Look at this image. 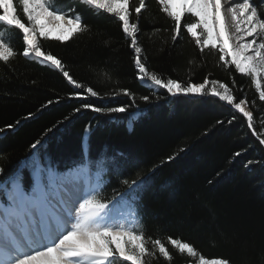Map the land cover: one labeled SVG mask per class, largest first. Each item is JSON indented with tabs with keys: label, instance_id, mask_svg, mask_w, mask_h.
I'll return each mask as SVG.
<instances>
[{
	"label": "trees",
	"instance_id": "1",
	"mask_svg": "<svg viewBox=\"0 0 264 264\" xmlns=\"http://www.w3.org/2000/svg\"><path fill=\"white\" fill-rule=\"evenodd\" d=\"M130 2L133 8L138 4ZM255 3L264 12V1ZM54 5L78 13L88 31L65 42L41 38L42 50L62 59L84 88L74 87L51 66L23 57L22 32H6L18 54L7 64L0 62V203H7L6 191L18 177L23 190L32 191L34 165L45 170L44 185L88 165L93 181L98 169L103 172L107 199L128 191L124 179L139 177L142 184L128 199L147 236L189 242L209 260L264 264V145L259 143L264 135H254L264 134V102L252 80L234 66L226 68L217 51H200L183 29L190 16L173 42L172 21L158 0H146L137 39L148 70L185 84L205 78L229 84L237 98L248 101L255 126L249 129L242 114L217 98L171 96L142 84L130 40L113 15L82 0H54ZM130 20L137 22L134 10ZM87 87L98 95L91 96ZM116 107L126 111H107ZM115 211L128 209L122 202ZM166 246L173 256L170 264L197 259ZM150 264L168 262L153 258Z\"/></svg>",
	"mask_w": 264,
	"mask_h": 264
},
{
	"label": "snow or ice",
	"instance_id": "2",
	"mask_svg": "<svg viewBox=\"0 0 264 264\" xmlns=\"http://www.w3.org/2000/svg\"><path fill=\"white\" fill-rule=\"evenodd\" d=\"M82 3L111 14L122 22V31L129 38L135 53L134 63L140 80L150 81L172 96L183 94L217 98L241 113L247 119L248 128L254 129L253 113L246 109L247 99L237 98L229 84L208 78L201 83L185 84L176 79L165 80L148 70L137 39L140 30L138 19L146 8V0H138L134 8L130 0H82ZM158 3L172 21L173 42L181 34L182 21L190 16L192 21H185L183 29L200 51H217L219 61L226 68L234 66L235 72L252 80L259 100L264 102V12L258 10L253 0H158ZM133 10L137 22L130 20ZM72 12L71 9L62 11L54 5V0H18V5L17 0H0V62L7 64L18 54L10 41L5 39L6 32L14 28L23 34L24 48L20 53L23 57L51 66L61 72L71 85L84 88L66 70L62 59L42 50L41 46V38L65 42L88 31L82 17ZM54 30L58 32L55 36ZM86 91L91 96L98 95L91 87H87ZM124 94L132 95L128 90ZM142 99L148 101L149 97L143 96ZM93 110L105 111L99 107ZM107 111L125 112L126 108L116 107ZM254 135L259 138L264 134L254 132ZM259 143L264 145V138H260ZM37 144L39 141L31 147L35 149ZM96 163L102 168V161ZM34 168L39 195L25 194L20 178L14 181L18 191L11 197L12 203L5 209L4 223L0 225L10 238L11 250L3 253L0 264H150L153 258H163L170 264L173 256L166 243L181 255L197 258L193 264L197 261L198 264H231L227 258L206 259L194 246L181 239L168 237L165 242L147 236L137 220L133 200L128 199L141 186L139 177L124 179L122 183L128 191L107 199L103 195V172L100 169L95 181L89 176L88 183L81 186V169L76 170L75 176L70 172L63 180L56 182L49 179L44 185L45 170L39 165H34ZM122 202L128 209L126 214L115 211ZM17 203L22 205L19 211L15 207ZM25 217L31 227L22 229L17 236L13 225L19 227L17 221H23Z\"/></svg>",
	"mask_w": 264,
	"mask_h": 264
},
{
	"label": "bare ground",
	"instance_id": "3",
	"mask_svg": "<svg viewBox=\"0 0 264 264\" xmlns=\"http://www.w3.org/2000/svg\"><path fill=\"white\" fill-rule=\"evenodd\" d=\"M80 184H81V186L84 185L82 182ZM17 191H18V189L15 187V184L13 183L11 185L9 191H8L9 205L12 203L11 197L13 195H15ZM31 194L39 195V187L37 184V178L34 182V187H33ZM8 207L9 206H7L5 209H7ZM15 207L17 208V211H19L22 208V205L17 203V205ZM5 209H4V211H5ZM3 223H4V215H2V217L0 218V225H2ZM17 224H19V227H16V225H13V231L15 232V234L17 236L20 235V231L22 229H27V228L31 227V223L27 217H25L23 221H17ZM6 245H7V247H6ZM10 250H11L10 238L6 236V234L3 231V228L0 227V259L3 258V253L5 251H10Z\"/></svg>",
	"mask_w": 264,
	"mask_h": 264
},
{
	"label": "rangeland",
	"instance_id": "4",
	"mask_svg": "<svg viewBox=\"0 0 264 264\" xmlns=\"http://www.w3.org/2000/svg\"><path fill=\"white\" fill-rule=\"evenodd\" d=\"M255 1H256V0H253L254 4L256 5ZM263 1H264V0H263ZM57 34H58V32H56V31L54 30V31H53V36H55V35H57ZM141 83H142V84H145V85H147V86H149V87H155L153 84H151V83L148 82L147 80H144V81L141 80ZM178 95H182V94H178ZM171 96H172V95H171ZM246 109L248 110L247 105H246ZM248 111H249V110H248ZM240 114H241V113H240ZM69 174H70V173H69ZM69 174H68V175H69ZM71 174H72L73 176L76 175V173H74V172H71ZM88 176H89V175H88ZM88 176H87V175H84V176L82 177V174H81V177H80V183L82 182L83 184H87V183H88V180H89ZM64 177H65V176H64ZM7 198H8V193H7ZM7 206H9V199H8V203H7L6 206L0 204V218H1L2 215L4 214V209H5Z\"/></svg>",
	"mask_w": 264,
	"mask_h": 264
}]
</instances>
